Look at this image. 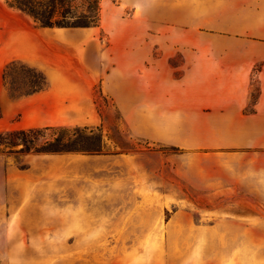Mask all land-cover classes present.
I'll use <instances>...</instances> for the list:
<instances>
[{"label":"crops","instance_id":"crops-1","mask_svg":"<svg viewBox=\"0 0 264 264\" xmlns=\"http://www.w3.org/2000/svg\"><path fill=\"white\" fill-rule=\"evenodd\" d=\"M101 21L43 26L0 0V124L29 98L45 99L49 118H60L77 101L91 103L95 115L98 82L125 100L126 70L139 64L124 55L141 47L120 23H146L156 55L152 83L163 85L152 98L150 135L183 150L187 186L212 199L196 215L182 212L179 221L166 222L180 237L165 238L163 254L153 248L152 264H171L168 246L178 243L181 264H264V0H102ZM176 53L182 62L174 66ZM14 59L43 71L46 87L12 98L4 72ZM0 189V211L20 215L6 221L0 264H78L76 254H46L44 238L13 236L17 224L41 212L29 205L13 209Z\"/></svg>","mask_w":264,"mask_h":264},{"label":"rangeland","instance_id":"rangeland-1","mask_svg":"<svg viewBox=\"0 0 264 264\" xmlns=\"http://www.w3.org/2000/svg\"><path fill=\"white\" fill-rule=\"evenodd\" d=\"M101 22L100 18L98 25ZM120 29L135 35L133 43L141 47L139 54L124 55L125 62L139 64V69L126 70L125 100H117L98 82L95 115L91 103L77 101L60 118H49L47 101L29 98L0 124V130L66 125L71 129L42 130L39 139L66 134L74 143L100 145L99 151H0V188L8 194L7 205L13 209L35 206L41 212L30 215L28 223L17 224L13 236L44 238L46 254L62 259L76 254L78 264H140V260L152 264L153 248L163 254L165 238L180 237V230L167 229L166 222L173 216L179 221L182 212L196 215L198 206L212 204L210 198L197 197L195 188L182 177L181 168L187 162L181 156L183 150L150 135L152 98L163 91V85L152 83V57L156 56L152 54V28L126 21ZM171 62L179 65L181 54L172 55ZM30 66L13 64L4 75L12 98L28 97L25 93L35 79ZM0 111L3 115L1 104ZM84 126L88 127L84 132L74 129ZM10 216L20 215L0 211V237ZM169 248L171 264H181L180 243Z\"/></svg>","mask_w":264,"mask_h":264},{"label":"trees","instance_id":"trees-1","mask_svg":"<svg viewBox=\"0 0 264 264\" xmlns=\"http://www.w3.org/2000/svg\"><path fill=\"white\" fill-rule=\"evenodd\" d=\"M14 7L20 8L31 14L35 21L43 26H89L98 25L101 18L102 0H7ZM28 63L14 59L7 63L4 75H7L9 67L13 64ZM30 66V65H29ZM35 71L31 88L25 93L30 94L46 87V77L43 71L34 66H30ZM1 116V111H0ZM66 125H46L43 127L28 128H10L8 130H0V151H63V150H83V151H99L100 145L80 144V141L74 143L66 134L60 136L39 139L42 130H70ZM74 129L82 132L88 129L87 126ZM96 139V138H95ZM101 141L102 137H97ZM21 144L19 148L15 146Z\"/></svg>","mask_w":264,"mask_h":264}]
</instances>
